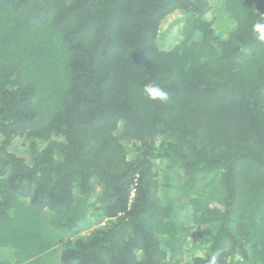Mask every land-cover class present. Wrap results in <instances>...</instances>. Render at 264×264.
Returning a JSON list of instances; mask_svg holds the SVG:
<instances>
[{
	"label": "trees",
	"instance_id": "1",
	"mask_svg": "<svg viewBox=\"0 0 264 264\" xmlns=\"http://www.w3.org/2000/svg\"><path fill=\"white\" fill-rule=\"evenodd\" d=\"M257 22L264 0H0V264H264Z\"/></svg>",
	"mask_w": 264,
	"mask_h": 264
},
{
	"label": "clouds",
	"instance_id": "2",
	"mask_svg": "<svg viewBox=\"0 0 264 264\" xmlns=\"http://www.w3.org/2000/svg\"><path fill=\"white\" fill-rule=\"evenodd\" d=\"M253 33L258 34L257 39L264 43V23L257 22L252 27ZM143 93L146 99L150 102H167L169 100V94L160 85L155 82L147 83L143 87ZM220 251L217 250L211 254L208 258V264H217ZM239 259V257H237Z\"/></svg>",
	"mask_w": 264,
	"mask_h": 264
},
{
	"label": "rangeland",
	"instance_id": "3",
	"mask_svg": "<svg viewBox=\"0 0 264 264\" xmlns=\"http://www.w3.org/2000/svg\"><path fill=\"white\" fill-rule=\"evenodd\" d=\"M217 15H215V17H216ZM171 19L172 18H169L165 23H164V25H163V27L165 28L169 23H170V21H171ZM225 25L226 24H224V23H220V24H218L216 27H215V30L216 31H219V32H224V30H225V28L227 27H225ZM172 30L173 29H171V30H169L168 32H167V37L168 38H171V39H173V33L174 32H172ZM164 47H167V45L166 44H164Z\"/></svg>",
	"mask_w": 264,
	"mask_h": 264
},
{
	"label": "built area",
	"instance_id": "4",
	"mask_svg": "<svg viewBox=\"0 0 264 264\" xmlns=\"http://www.w3.org/2000/svg\"><path fill=\"white\" fill-rule=\"evenodd\" d=\"M134 190H132V192H133ZM131 192V197L133 196V193Z\"/></svg>",
	"mask_w": 264,
	"mask_h": 264
}]
</instances>
